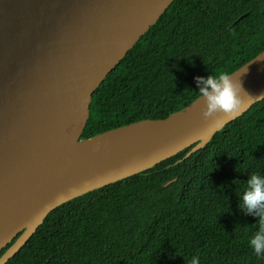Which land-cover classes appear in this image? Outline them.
<instances>
[{
	"label": "trees",
	"instance_id": "obj_1",
	"mask_svg": "<svg viewBox=\"0 0 264 264\" xmlns=\"http://www.w3.org/2000/svg\"><path fill=\"white\" fill-rule=\"evenodd\" d=\"M263 50L264 0H174L93 93L82 139L165 119L200 96L197 78ZM188 151L58 207L7 264H264L258 217L240 208L264 175V100Z\"/></svg>",
	"mask_w": 264,
	"mask_h": 264
},
{
	"label": "water",
	"instance_id": "obj_2",
	"mask_svg": "<svg viewBox=\"0 0 264 264\" xmlns=\"http://www.w3.org/2000/svg\"><path fill=\"white\" fill-rule=\"evenodd\" d=\"M173 2L0 0V264L58 207L189 158L264 100L263 50L229 74L250 94L237 115L205 117L199 96L165 119L82 139L93 93Z\"/></svg>",
	"mask_w": 264,
	"mask_h": 264
},
{
	"label": "clouds",
	"instance_id": "obj_3",
	"mask_svg": "<svg viewBox=\"0 0 264 264\" xmlns=\"http://www.w3.org/2000/svg\"><path fill=\"white\" fill-rule=\"evenodd\" d=\"M197 79L202 84L199 95L205 99L209 109L204 113L205 117L219 113L231 117L245 107L244 97L250 94L244 89L242 78L236 80L227 74H220ZM222 123L219 119L213 121L215 127H220ZM246 185L240 197V208L259 220L257 230L249 239V247L257 256H264V175L253 173ZM191 264H199V258L193 257Z\"/></svg>",
	"mask_w": 264,
	"mask_h": 264
}]
</instances>
